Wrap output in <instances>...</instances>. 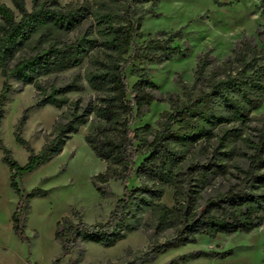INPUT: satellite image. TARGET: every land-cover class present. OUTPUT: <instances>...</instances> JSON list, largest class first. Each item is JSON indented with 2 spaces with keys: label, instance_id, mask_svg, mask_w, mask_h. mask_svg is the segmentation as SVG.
<instances>
[{
  "label": "trees",
  "instance_id": "obj_1",
  "mask_svg": "<svg viewBox=\"0 0 264 264\" xmlns=\"http://www.w3.org/2000/svg\"><path fill=\"white\" fill-rule=\"evenodd\" d=\"M211 1L220 7L230 5ZM31 2L30 9L26 0H11L12 6L0 2V128L11 79L23 87L33 85L37 93L14 131L16 141L29 152L24 165L0 135L10 184L20 197L12 225L21 238L26 239L24 220L30 198L47 191L35 188L23 194L20 179L60 154L92 119L102 125L89 131L85 140L107 164L104 172L94 176V183L107 196L110 180H119L123 196L106 220L89 222L77 211L61 217L55 236L63 252L53 264H61L66 254L86 241L111 246L137 229L148 233L149 244L144 249L129 248L124 258L109 264H145L169 248L197 241L198 234L250 232L264 225V125L253 127L249 137L242 132L264 99V39L261 49L243 41L221 64L204 53L194 82L185 85L182 94L159 96V86L144 67L131 65V73L137 76L131 88L126 70L134 60L162 63L189 52V46L176 43L184 37L180 30L150 34L142 44H135L148 13L145 4L156 6L160 0ZM259 36H264V30ZM70 69L77 70L60 84L43 81L44 76ZM84 81L94 94L71 99L69 93L85 90ZM155 102L169 105L156 126L134 127L135 119L143 118ZM46 105L67 109L36 151L22 128L31 109ZM241 138L247 150L236 149ZM134 176L140 183L130 187ZM221 178L228 183L217 188ZM169 189L172 206L163 202ZM145 214L151 219L144 220ZM220 253L199 249L177 255L169 264Z\"/></svg>",
  "mask_w": 264,
  "mask_h": 264
},
{
  "label": "rangeland",
  "instance_id": "obj_2",
  "mask_svg": "<svg viewBox=\"0 0 264 264\" xmlns=\"http://www.w3.org/2000/svg\"><path fill=\"white\" fill-rule=\"evenodd\" d=\"M62 4L81 3L86 0H60ZM92 1V0H89ZM230 3L217 6L211 0H160L153 6L145 4V15L141 30L135 36V44H142L150 34L160 31L180 30L184 37L176 41L182 47L189 46L186 56H173L162 63H150L134 60L127 67L129 88L136 82L137 76L131 73V65L145 68L152 80L159 86L158 95L183 93L185 85L194 82V74L200 57L209 52L216 64H221L232 54V50L243 41H251L259 49L263 47L264 2L261 0H220ZM12 6L11 0H0ZM31 8V0H26ZM86 63L80 68L84 73ZM77 69L56 72L44 76L45 84H60L70 78ZM85 90L69 93L71 99L89 98L94 94L86 81ZM11 91L3 106L5 117L0 128L1 138L12 151L14 158L24 165L29 156L27 149L15 138V127L25 109L37 99L33 85L23 87L21 83L10 80ZM3 77L0 71V92ZM130 96V95H129ZM67 107L56 108L52 105L33 108L28 112L22 133L30 145L39 151L45 143L58 116ZM169 109L166 103L155 102L143 118H136L133 126L146 123L156 126L160 114ZM248 126L242 127L244 137H249L253 127L264 125V99L260 107L251 114ZM102 122L92 119L83 125L79 132L67 141L63 151L36 168L25 173L20 179L23 194L33 189L46 190V195H37L29 200L24 230L26 239L18 235L12 225V214L20 202L19 195L11 187L10 170L4 162L0 150V264H53L62 254L63 247L55 236L57 221L65 216L79 212L83 220L96 222L106 220L115 203L123 196V185L119 180L111 179L109 194L103 196L94 183V176L106 170L107 164L98 158L88 146L85 136ZM244 138L236 141V149L247 150ZM140 181L134 176L130 187L138 186ZM228 183L226 178L217 182V188ZM163 202L173 205V190L166 191ZM151 219L150 214L144 220ZM77 220V219H75ZM149 244L148 233L143 229L130 231L116 244L105 246L96 241H86L66 254L61 264H109L124 258L127 250L144 249ZM215 250L220 254L190 257L178 264H264V225L250 232L223 233L210 236L198 234L197 241L169 248L159 253L145 264H169L174 257L190 251ZM227 252V253H226Z\"/></svg>",
  "mask_w": 264,
  "mask_h": 264
}]
</instances>
